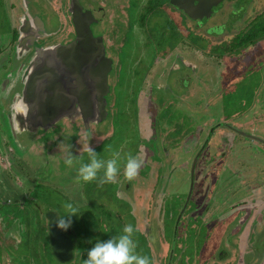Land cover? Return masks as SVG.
<instances>
[{
	"label": "flooded vegetation",
	"instance_id": "flooded-vegetation-1",
	"mask_svg": "<svg viewBox=\"0 0 264 264\" xmlns=\"http://www.w3.org/2000/svg\"><path fill=\"white\" fill-rule=\"evenodd\" d=\"M87 23L98 55L112 65L106 118L86 130L75 94L67 106L72 122H59L60 132L53 134L59 123L36 132L29 121L21 126L19 118L40 105L21 101L34 51L78 42ZM211 65L216 82L206 76ZM72 75L55 94L79 90ZM234 88L247 102L207 120L186 115L185 109L205 112L226 93L239 94ZM43 104L60 106L57 99ZM133 106L140 124L133 148L121 150L114 181L98 184L101 169L97 180L78 184L87 147L96 152L119 143L118 119ZM178 110L181 117L172 121ZM159 114L161 130L154 129ZM263 126L264 0H0V264H84L97 239L118 237L126 224L133 226L135 254L149 264H264V141L255 136ZM69 130L75 131L68 151L74 160L85 157L63 173ZM190 131L197 141L188 149ZM41 156L49 163L37 162ZM129 157L140 162L130 180L124 176ZM246 177L252 186H245ZM55 178L57 184L49 181ZM53 197L73 201L80 212L65 231L55 227V215L65 211Z\"/></svg>",
	"mask_w": 264,
	"mask_h": 264
},
{
	"label": "water",
	"instance_id": "water-1",
	"mask_svg": "<svg viewBox=\"0 0 264 264\" xmlns=\"http://www.w3.org/2000/svg\"><path fill=\"white\" fill-rule=\"evenodd\" d=\"M81 30L83 33L78 34V42L72 41L66 46L34 51L33 57L23 71L22 79L25 80V83L21 93V101L40 105L30 106L26 118L22 119L23 116L19 118L21 126L29 121V124L26 125L27 128L29 127L30 131L36 132L38 128L46 130L64 120L72 122L69 115L72 110L67 106L72 105L71 96L75 94L78 104H82L79 105V118L86 130L90 125L97 126L106 118L105 97L109 93L108 77L112 71V65L108 58L98 55L96 51L99 46L98 39L91 35L88 23ZM77 54L85 56L74 57ZM61 65H64L62 69L59 68ZM65 71L69 73L67 74ZM59 73L62 75L60 76ZM71 75L73 80L78 83L79 90L69 89L68 91L63 90L61 93L58 89L57 93L59 94H55V87H59V81L63 86L70 84L67 83V80L71 81ZM48 79L53 80L55 84H47ZM62 95L68 96V105L65 104V97ZM46 98L50 101L57 99V104L61 102L60 106H45L43 103H46ZM87 100L89 105L86 104ZM94 102L97 107H95ZM110 116L112 118V110ZM247 138L250 139L251 137L248 136ZM58 145L62 144L59 143ZM58 145L54 149H58ZM196 162L197 156L194 158L192 167L195 166Z\"/></svg>",
	"mask_w": 264,
	"mask_h": 264
},
{
	"label": "clouds",
	"instance_id": "clouds-1",
	"mask_svg": "<svg viewBox=\"0 0 264 264\" xmlns=\"http://www.w3.org/2000/svg\"><path fill=\"white\" fill-rule=\"evenodd\" d=\"M69 146H64V164L71 167L74 157L68 151ZM88 163H82L77 169L76 182H89L97 180V173L102 169V176L97 180L98 184L111 183L114 181L118 171L119 154L112 153V158L107 160L97 159L95 151L89 147L86 149ZM139 161L129 157L124 165V176L132 179L136 175ZM65 213L62 216L55 215V227L61 231L69 228L73 216H78L80 212L71 203L64 205ZM133 226L126 224L122 229V234L118 237H111L105 241L96 240L92 247L87 250V259L84 264H149L146 256L135 254V243L132 239Z\"/></svg>",
	"mask_w": 264,
	"mask_h": 264
},
{
	"label": "rangeland",
	"instance_id": "rangeland-1",
	"mask_svg": "<svg viewBox=\"0 0 264 264\" xmlns=\"http://www.w3.org/2000/svg\"><path fill=\"white\" fill-rule=\"evenodd\" d=\"M228 22H231V20L230 21H228ZM184 73H180V74H178V76H182ZM206 76H209V78H211V80H212V82H216L217 80H218V74H217V72H216V70L214 69V67L211 65V66H209V68H208V70H207V73H206ZM172 83V81H170V79L168 80V84H171ZM237 88L241 91L242 89H245V90H247L246 88H241V87H239V86H237ZM237 88H234V89H237ZM237 89V90H238ZM239 90L237 91V92H239ZM220 91H218L217 90V93H219ZM154 97H156L157 98V91H155L154 92V95H153ZM244 100L247 102V98H243V96H241L240 95V92H239V94L237 93V95H235V94H232L231 92H229V93H226L225 95H223V97H222V99L221 100H219L217 103V105H215V107H212V108H207L208 110L207 111H202L201 109H199L201 112H197V110H195V109H192L190 112H188L186 109H185V112H186V115H188L189 114V117H190V120H193V121H200V120H207L209 117H210V115H212L214 118H216L218 115H220L221 114V112H223V107L225 108H235V107H238V103H244ZM112 104H113V99H112ZM191 104H195V102L193 101V103L191 102ZM240 108V107H239ZM147 112V111H146ZM225 112V111H224ZM182 114H183V111L181 112ZM114 115H115V111L112 109V117H114ZM170 116H172V121H177L180 117H181V114H180V111L178 110V111H173L171 114H170ZM119 125H118V127H119V138H120V142L119 143H115V142H108L104 147H102V148H100V149H98L95 153L96 154H108V155H112V153H114V152H116V153H119L120 152V154H119V157L121 158V156L123 155V154H128L129 152V150L131 149V148H133V145H134V142H135V139H136V135H137V128L139 127V124H140V120L137 118V116H136V110H135V107L133 106V107H131L130 108V110H128L125 114H124V116H122L121 118L119 117ZM185 120H187L186 118H185ZM167 124V123H166ZM168 124H169V122H168ZM186 125H187V123H186ZM61 126L62 125H60V123L58 124V127H55V131L53 132V134L54 133H56L57 131L58 132H60L61 131ZM261 126V125H260ZM163 127V123H161V119H160V114L158 115V117L156 118V121H155V126H154V129H160L161 130V128ZM264 127V126H263ZM261 128H262V126H261ZM261 128H260V131L262 132V130H261ZM74 131L75 130H73V131H71V130H69V135H68V137H65L64 139H63V141H64V143H67V146H68V144L69 143H71V141H72V139L74 138V136H73V134H74ZM218 131H220V130H216V133L218 132ZM261 132H258V133H256L255 134V136L256 137H258V138H261L263 141H264V133H261ZM50 134L52 135V132H50ZM259 134V135H258ZM254 136V137H255ZM127 140H131V142H128ZM198 140H199V138H198ZM214 140L215 139H211V143H213L214 142ZM195 141H197V139H194V135L191 133V131H190V136L189 137H186L185 138V140H184V142L185 143H187V148L188 149H191V146L192 147H194V142ZM117 142V141H116ZM122 142H124V143H122ZM219 142H220V140H215V144L217 145V144H219ZM10 143H11V145H12V147H14L15 148V150L18 152V150H17V148L14 146V143H13V141L11 142L10 141ZM121 144H124V145H121ZM125 145H127L126 146V148L128 149V150H126V151H123V154L121 153V150H122V148L125 146ZM107 146H109V147H107ZM113 146H115L116 147V149L113 151V149L115 148V147H113ZM110 148V149H109ZM253 154H255V152L253 153ZM262 154H264V153H262ZM146 155V154H145ZM143 156V161H146L147 159H148V157H146V156ZM150 154H148L147 156H149ZM76 157H79L78 159L76 158L75 160H74V163L75 164H73V166H75V167H78L77 165L79 164V163H81L82 162V158L83 157H85V155L82 157V156H76ZM48 157H46V156H41V157H39L38 159H36V161L37 162H39V163H43V164H48L49 162H48ZM63 163L64 162H62L61 163V170L63 171V173H65L67 170H68V168H65L64 169V167L66 166L65 164L63 165ZM226 163L227 162H225V163H223L221 166L222 167H227V165H226ZM38 164V163H37ZM262 165H263V170H264V162L262 163ZM54 176V174L53 175H51L50 177H53ZM229 178H231V177H229ZM223 178H221V180H222ZM245 180V186H252V184H251V181L249 180H247V177L246 178H244ZM261 178H260V175H258L257 176V180H260ZM51 183H54V184H57V178H55V179H50L49 180ZM232 183H234V182H232ZM6 189H7V187H6ZM243 189V188H242ZM12 190V189H11ZM12 191H14V190H12ZM232 191V190H231ZM243 191L245 192V190L243 189ZM223 192H225V190L223 191ZM256 191L255 190H252L251 191V197L253 198V197H255V193ZM16 194H17V192H16ZM16 194H15V196H16ZM235 195V193H231L230 194V198L231 197H233ZM238 195H239V193H238ZM245 195H247L246 194V192H245ZM65 197V196H64ZM239 198L241 197V196H238ZM5 198V197H4ZM233 198H235V196L233 197ZM232 198V199H233ZM59 199H61V200H59ZM5 200V199H4ZM52 200H54L55 201V203H56V205H58V206H61L62 207V211H65V209H64V205L66 204V203H71L72 204V202L73 201H71V200H69V199H67V198H57V197H53L52 198ZM124 210V209H123ZM112 220V222H110V224H112V229L113 230H115L114 228H115V222L116 221H113V220H115L114 219V217H109V216H107V220ZM78 224H79V222H77ZM77 225V224H76ZM78 226V225H77ZM117 227V229H119V226H116ZM203 235H205V231L204 230H202V231H200V233H199V237L201 236V237H203ZM165 236L167 237V238H169V234H168V231L166 232V234H165ZM224 240H226L227 241V238H224ZM234 240V239H233ZM234 242H235V240H234Z\"/></svg>",
	"mask_w": 264,
	"mask_h": 264
}]
</instances>
